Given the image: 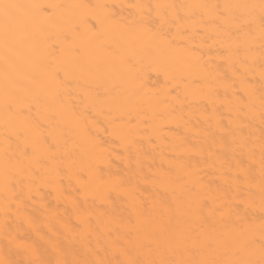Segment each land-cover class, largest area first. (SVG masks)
Returning <instances> with one entry per match:
<instances>
[{
  "label": "bare ground",
  "instance_id": "obj_1",
  "mask_svg": "<svg viewBox=\"0 0 264 264\" xmlns=\"http://www.w3.org/2000/svg\"><path fill=\"white\" fill-rule=\"evenodd\" d=\"M0 4V264L264 262V0Z\"/></svg>",
  "mask_w": 264,
  "mask_h": 264
},
{
  "label": "snow or ice",
  "instance_id": "obj_2",
  "mask_svg": "<svg viewBox=\"0 0 264 264\" xmlns=\"http://www.w3.org/2000/svg\"><path fill=\"white\" fill-rule=\"evenodd\" d=\"M20 7L19 5L15 4H0V9L3 10V14L6 18H10L13 14V10ZM262 248H264V245H262ZM135 264H139V262H135ZM148 264H155V262H148ZM161 264H164V262H161ZM201 264H209V262H201ZM264 264V262H262Z\"/></svg>",
  "mask_w": 264,
  "mask_h": 264
}]
</instances>
